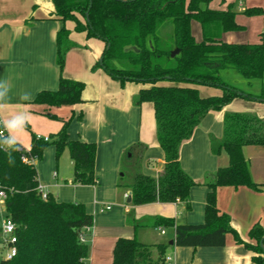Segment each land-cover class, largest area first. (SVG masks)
Instances as JSON below:
<instances>
[{
    "label": "trees",
    "instance_id": "1",
    "mask_svg": "<svg viewBox=\"0 0 264 264\" xmlns=\"http://www.w3.org/2000/svg\"><path fill=\"white\" fill-rule=\"evenodd\" d=\"M54 15L61 21L55 34L57 87L42 89L32 102L49 106L74 105L82 101L84 83L63 75L65 56L79 45L70 38L66 22L85 38L104 43L102 61L92 68H102L111 78L123 84L134 81L141 87L132 97L134 105L152 104L155 137L163 153V166L156 176L142 172V157L147 145L135 142L123 153L122 175L118 185L131 192L132 205L150 202H180L190 209V188L196 184L179 162V147L191 136L194 128L211 110H221L234 98L264 102V33L260 40L228 42L222 34L243 31L236 21L232 4L227 8L209 7L210 0H51ZM205 6L202 7L201 5ZM246 8V15L258 14ZM170 20L171 32L166 39L159 35V26ZM195 25L198 29H195ZM234 70L248 86L259 80V90L240 89L222 79V73ZM166 83H160L164 82ZM219 87L217 95H202L194 85ZM54 117V115H51ZM82 114L77 115L81 119ZM61 126L53 141L30 135L28 149L18 142L9 147L0 136V188L5 216L15 224L17 251L0 264H89L86 236L93 226V215L84 203L59 201L52 193L42 198L35 162L42 158L48 144H54L55 156L65 148L72 161L71 183L93 185L95 177L94 142L70 139L69 119H60ZM0 128L2 125L0 124ZM245 145L264 146V116L251 112L224 111L220 137L209 136L210 151L224 150L226 166L204 175L205 196L203 222H175L173 217L155 215L135 218L132 211L127 221L134 227H172L173 241L178 247L223 246L227 232H233L230 217L216 204V188L221 185H246L264 190V183L252 180L250 162L243 152ZM254 244L251 263L264 264V249L259 240L264 228L255 224L250 231ZM85 238V237H84ZM167 244H144L136 237H117L112 248V264H166Z\"/></svg>",
    "mask_w": 264,
    "mask_h": 264
},
{
    "label": "crops",
    "instance_id": "2",
    "mask_svg": "<svg viewBox=\"0 0 264 264\" xmlns=\"http://www.w3.org/2000/svg\"><path fill=\"white\" fill-rule=\"evenodd\" d=\"M61 24L54 15L51 0H0V92L4 93L0 98V124L8 138L13 136L18 143L23 141L22 143L26 145L25 149H28L30 145V138L26 141L23 127L12 133L6 127L9 121L18 116L30 122L52 126L56 130L61 126L60 119H69L67 133L70 139H80L96 144L94 164L96 182L93 185L73 183L68 185L64 176L58 180L59 164L55 151L56 164L52 172V182H48L42 174L44 163L41 161L42 158L35 162L38 182L43 185L45 191L52 193L50 189L54 187L55 196L59 201H81L86 210L93 215V226L86 236L84 235V239L90 242L88 263L112 264V248L115 239L120 236H134L144 244H167L165 256L170 257L169 264H219L222 259V246L195 248L175 246L169 243L174 236L172 227L147 225L134 228L127 221V213L131 210L135 218H149L155 215L173 217L177 223L203 222V208L208 190L202 184L204 175L228 163V156L223 149L218 154L210 151L209 136H221L224 111L251 112L264 116V102L234 98L221 110L207 112L194 128L189 139L181 143L179 162L196 182L189 191V210L184 211L183 204L180 202L156 201L132 205L130 201H127L130 190L118 185V178L122 175L121 155L129 145L142 142L147 145L142 157L143 173L156 176L164 162L162 150L155 137L152 104L150 102H143L140 105L132 103L133 95L143 86L129 85V82L121 84L101 69L91 72V65L101 56L104 43L101 40L96 41L97 43L94 42L91 48H88V41L84 34L75 32L71 22L65 24L71 30L70 38L79 45L82 42L85 47H73L67 51L63 75L77 80L82 79L83 83L85 81L81 93L82 101L74 105H61V107H47L32 102L38 91L54 90L57 87L55 34ZM195 29H198L196 25ZM245 30L236 33L241 36L240 34ZM230 32L235 31L223 33L222 38L228 42H243L230 39ZM159 35L164 39L168 37L162 36L160 31ZM78 51L86 53V56ZM74 59L77 61L73 62ZM84 61L85 64L87 62L86 70H82L81 66ZM80 71L83 73L81 77ZM220 93L221 91L205 94V96ZM24 96L28 99H23ZM241 103L244 106H241ZM52 110L60 115L55 122L42 116ZM80 113L82 117L77 119ZM48 115L51 117L52 114ZM148 115H152V122L148 120L150 123L148 122L145 126L144 118L148 119ZM36 135L39 136V134ZM245 148L246 146L243 147V152L246 155ZM48 161L53 164V153L51 155L49 153ZM69 162L72 164L71 159ZM261 166L264 170V165ZM254 171L250 169L251 174L258 179ZM67 179H71V176ZM4 217L5 213L0 201V227ZM230 223L232 224V220ZM0 239L2 249H5L1 235ZM2 259L0 256V261ZM229 263H238V260Z\"/></svg>",
    "mask_w": 264,
    "mask_h": 264
},
{
    "label": "rangeland",
    "instance_id": "3",
    "mask_svg": "<svg viewBox=\"0 0 264 264\" xmlns=\"http://www.w3.org/2000/svg\"><path fill=\"white\" fill-rule=\"evenodd\" d=\"M230 4H232V10L237 13L235 17L236 21L239 24L244 25L246 27V30L240 34L241 36L237 35L236 32H230L229 38L234 41L242 40L243 42H250V43L258 42L260 40V35L264 33V0H210L208 5L216 6L219 8H227ZM201 6L204 7L205 5L202 4ZM246 8H256L260 12L258 14L246 15L245 13H243V11ZM158 29L162 34V36H168L171 32L170 20H165L159 26ZM81 37L84 38L83 36ZM87 41H88L87 47L91 48L94 42L100 40L91 37L87 39ZM80 44L83 45L82 42H80ZM78 53L82 55L83 52L78 51ZM84 55L86 56V53ZM99 58L93 61L91 65V72L97 69H101L102 71H104L102 68H92L93 64H95V62L98 61ZM76 61H77L76 59L73 60V62ZM81 66H82V70L83 69L86 70L87 62L85 64L84 61L83 65ZM80 74L81 77L83 74L82 71H80ZM221 77L227 83L234 85L240 89L246 91H252V92L259 90V83H260L259 80H253L252 84L248 86L247 83L245 82V79L239 76L232 69H229L228 71L222 73ZM79 80L82 81V79ZM117 81L120 83L119 80ZM125 82H129V85H133V86H143V87L148 86V84H142L134 81H125ZM160 83H166V81ZM194 86L199 89L202 95L217 93L221 91L219 87H214V86L201 85V84H196ZM241 106L244 105H242L241 103ZM48 114H52L54 115V117L52 116L50 117ZM42 116H44L46 119H48L51 122H55L56 119L60 117V115L55 110H52L49 113H45ZM148 117H149L148 119L144 118L145 126L148 124L149 121L152 122V115L151 116L148 115ZM25 121L26 123L23 125V129L25 130L26 133V137H27L26 141L29 140L31 133L39 134V136L46 135L50 138V142L53 141L54 139L53 134L57 130L53 129L52 126L49 125L44 126L39 122H34V121L30 122L27 119ZM153 124H154V119H153ZM22 142H19V144H21L23 148H26V145H24ZM245 146H246L245 149H247L246 155L248 156L250 161V169L252 168L253 170H255L254 172L258 178L256 179V177H254L253 174H251L252 180L259 183L264 182V170H262V166H261L264 165V146H254V145H245ZM54 149H55L54 144H48L44 148L42 154L41 161H44V163L42 164V170H43L42 174L44 175V177L47 178L48 182L53 181L52 172L55 170L54 165L56 164V160L54 157V151H55ZM49 153L50 155L53 153V164L49 163L48 161ZM57 159L59 164L57 179L61 180V178L64 176L63 178L67 180L66 183L68 185L71 184L70 181L71 179L68 180L67 178H69L70 176L72 178L73 166L69 162L70 159L67 149L64 148L60 153V155L57 157ZM218 187L216 188L217 207L220 210V212H224L230 217V219L232 220L231 226L233 227L238 239H240V241H237L235 234L233 232L226 233L225 244L221 247L222 259H220L219 264H252L251 250L246 244L255 243V239L250 235V231L255 224H259L260 226L264 227V190L253 189L246 185H238L237 187H234L232 185H221ZM50 191L52 192V194L55 195L56 191L54 187H51ZM76 201H71V202H76ZM87 245L89 251L90 250L89 240H87ZM4 254H5V249H2V245H0V256L3 259H4ZM235 260H238V263H229Z\"/></svg>",
    "mask_w": 264,
    "mask_h": 264
},
{
    "label": "built area",
    "instance_id": "4",
    "mask_svg": "<svg viewBox=\"0 0 264 264\" xmlns=\"http://www.w3.org/2000/svg\"><path fill=\"white\" fill-rule=\"evenodd\" d=\"M0 133H2L4 139L7 141L8 140V136L4 130V128H0ZM43 140H49L48 136H42ZM36 189L39 191V193L41 194L42 198H46L47 196V191H45L43 189V185L41 183L38 182ZM6 197V192L0 188V201L3 204V200ZM106 208H109V206H106ZM161 232H163V229L161 228ZM0 235L3 239V243L5 246V259H10L11 257H13L17 251L16 248V241H17V236L15 234V224L13 223V221L8 218V217H4L2 226L0 227ZM84 236L82 234H80V240H83ZM165 262L166 264H169V260L170 257L169 256H165Z\"/></svg>",
    "mask_w": 264,
    "mask_h": 264
},
{
    "label": "clouds",
    "instance_id": "5",
    "mask_svg": "<svg viewBox=\"0 0 264 264\" xmlns=\"http://www.w3.org/2000/svg\"><path fill=\"white\" fill-rule=\"evenodd\" d=\"M4 95L3 92H0V98H2ZM23 99H28L27 96H24ZM26 123L25 119L22 116H18L14 119H12L11 121H9L6 124L7 129L9 130L10 133H12L13 131L19 130L23 127V125ZM0 135H2V133H0ZM5 143L11 147L13 145L16 144V139L13 136H10L8 138L7 141H5Z\"/></svg>",
    "mask_w": 264,
    "mask_h": 264
},
{
    "label": "water",
    "instance_id": "6",
    "mask_svg": "<svg viewBox=\"0 0 264 264\" xmlns=\"http://www.w3.org/2000/svg\"><path fill=\"white\" fill-rule=\"evenodd\" d=\"M98 61H99V62L102 61V56H100V58H99ZM130 200H131V192L129 191V193L127 194V201H130ZM169 243H170V244H173L174 241L171 240ZM259 244H260V246L262 247V249H264V236H262V237L260 238V240H259Z\"/></svg>",
    "mask_w": 264,
    "mask_h": 264
}]
</instances>
